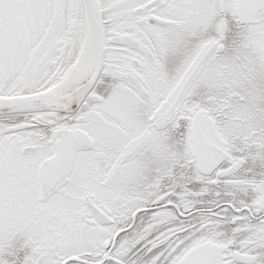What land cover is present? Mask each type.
Here are the masks:
<instances>
[{
    "label": "snow or ice",
    "instance_id": "6c2138e0",
    "mask_svg": "<svg viewBox=\"0 0 264 264\" xmlns=\"http://www.w3.org/2000/svg\"><path fill=\"white\" fill-rule=\"evenodd\" d=\"M0 264H264V0H0Z\"/></svg>",
    "mask_w": 264,
    "mask_h": 264
}]
</instances>
